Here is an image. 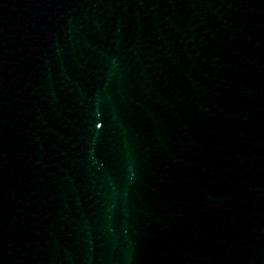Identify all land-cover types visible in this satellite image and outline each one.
<instances>
[{"label": "water", "instance_id": "95a60500", "mask_svg": "<svg viewBox=\"0 0 264 264\" xmlns=\"http://www.w3.org/2000/svg\"><path fill=\"white\" fill-rule=\"evenodd\" d=\"M149 0H0V264H91Z\"/></svg>", "mask_w": 264, "mask_h": 264}]
</instances>
